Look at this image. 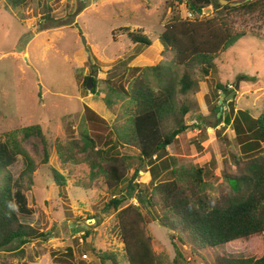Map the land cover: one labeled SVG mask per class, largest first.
I'll return each mask as SVG.
<instances>
[{
    "label": "rangeland",
    "instance_id": "obj_1",
    "mask_svg": "<svg viewBox=\"0 0 264 264\" xmlns=\"http://www.w3.org/2000/svg\"><path fill=\"white\" fill-rule=\"evenodd\" d=\"M190 13L185 4L170 0H31L19 8L0 3V136L6 140L12 131L40 124L50 151L49 162L44 163L43 139L19 135L37 163L32 182L26 179L22 188L28 208L25 216L46 235L26 244L22 259L16 256L17 243L13 250H0V263L7 258L28 264H103L93 248L124 252L119 211L108 204L126 185L114 192L103 176H92L91 162L99 161L97 149L81 150L85 145L82 133L91 132L87 108L107 122L109 129L103 132L116 143L117 133L128 126L131 104L111 87L127 86L139 73L137 68L168 66L173 55L163 51L159 34L167 22L175 17L185 20ZM232 20L235 32L247 34L220 55L218 69L206 74L196 67L192 77L198 86L187 92L177 85V102L190 107L188 122L201 126L168 148V156L177 159L175 168H203L206 191L211 195L227 190L224 171H235L234 156H243L239 135L228 122L238 116V110H249L257 118L264 108V14L236 12ZM124 29L142 30L152 45L141 48ZM178 73L182 76L184 68ZM87 77L96 78V86L91 82L89 88ZM151 79L158 88V78L152 74ZM218 85L232 89L227 92L233 95L230 100L224 101ZM94 87L97 93H91ZM56 143L74 147L78 151L75 160L63 162ZM115 151L132 157L129 177L140 169L134 180L135 196L139 192L148 195L157 183L174 179L170 161L154 159L142 164L139 152L129 145H117ZM24 167L20 157L11 168L16 180ZM52 169L67 177L66 186L57 185ZM129 204L140 206L151 245L164 264H174L176 247L187 264H206L189 244L159 223V209L140 204L137 198L127 199L123 206ZM257 242L264 245V234ZM255 244V239L237 240L201 250L212 260L221 253L250 256Z\"/></svg>",
    "mask_w": 264,
    "mask_h": 264
},
{
    "label": "trees",
    "instance_id": "obj_2",
    "mask_svg": "<svg viewBox=\"0 0 264 264\" xmlns=\"http://www.w3.org/2000/svg\"><path fill=\"white\" fill-rule=\"evenodd\" d=\"M31 0H0L5 7L19 8L29 4ZM172 4H185L194 15L193 18L180 20L175 17L167 22L159 34V41L164 52H171L172 61L168 66L155 65L137 68L139 73L127 86L111 87L114 93L127 99L131 104L128 116V126L117 133L116 143L109 139L103 131L109 126L93 110L87 108V121L90 134L82 133L84 148L97 149L99 161L91 162L92 176H103L110 190L118 191L126 185L125 191L114 195L108 204L117 213L120 235L124 241V252L114 250H96L93 252L103 264H164L161 255L154 251L146 227V219L140 206L129 204L123 206L127 199L137 198L140 204L159 209V223L172 232L181 242L189 244L194 253L198 254L206 264H264V245L258 239L264 234V108L257 118L250 115L249 110H238V116L233 117L228 124H233L242 144L243 156H234L236 170L224 171L228 181L227 190L218 195L206 191L204 170L200 167L177 169L175 157L168 156V148L181 135L191 129L199 128L198 123H190L187 114L190 107L177 102V85L187 92L198 86L192 73L196 67L208 74L216 71L217 59L221 54L233 47L245 32H235L233 14H264V0H226L220 5V0H170ZM232 3H240L237 6ZM212 7V14H204V10ZM199 10L202 12L199 13ZM126 30L131 41L138 46H151V38L142 30ZM179 68H184L182 76ZM158 78V88L152 86L151 75ZM92 79L96 86L97 79ZM155 80V81H156ZM224 91V101L227 100L229 87L218 85ZM91 93H97L96 87ZM108 102V100H107ZM234 103V101L230 102ZM110 105V103L108 102ZM25 138L40 136L45 142L44 163L49 162L50 151L48 138L42 125H31L12 131L6 140L0 136V250H13L17 243L20 250L16 256L22 259L25 255L23 247L31 241L45 237L32 225L27 214V199L22 191L25 180L32 182V176L37 169V163L24 147L19 135ZM104 144V148L98 147ZM117 145H129L138 152L141 163L152 162L154 159L170 161L173 165L174 179L159 182L148 195L139 192L135 196V169L132 177L128 176L131 156H119ZM63 162L75 160L78 151L74 147H65L56 143ZM24 161V169L16 180L11 171L19 158ZM141 164V165H142ZM52 176L57 185L66 186L67 177L57 169H52ZM127 181V184L123 182ZM21 185V186H20ZM17 190L13 191V187ZM130 192V197L126 193ZM151 213V212H150ZM88 236L91 234L87 232ZM255 239V247L250 256L218 254L213 260L208 258L201 249H214L237 240L251 241ZM15 249V248H14ZM0 264H28L4 259ZM174 264H187L184 255L176 247Z\"/></svg>",
    "mask_w": 264,
    "mask_h": 264
},
{
    "label": "water",
    "instance_id": "obj_3",
    "mask_svg": "<svg viewBox=\"0 0 264 264\" xmlns=\"http://www.w3.org/2000/svg\"><path fill=\"white\" fill-rule=\"evenodd\" d=\"M225 4H227V1L226 0H220V5L222 6V5H225ZM240 3H232V5H234V6H237V5H239ZM212 11V7H208L207 9H205L204 10V13L206 14V15H208L210 12ZM202 11L201 10H199V13H201ZM83 42H84V45H86V43H87V41H86V38L85 37H83ZM89 50V49H88ZM92 82V80H91V78H90V80H89V82H88V84H87V86L90 88V83ZM239 88V84H237V86H236V89H238ZM232 96L233 95H229L228 96V98H227V100H230L231 98H232Z\"/></svg>",
    "mask_w": 264,
    "mask_h": 264
},
{
    "label": "built area",
    "instance_id": "obj_4",
    "mask_svg": "<svg viewBox=\"0 0 264 264\" xmlns=\"http://www.w3.org/2000/svg\"><path fill=\"white\" fill-rule=\"evenodd\" d=\"M190 16L193 17L192 13H190Z\"/></svg>",
    "mask_w": 264,
    "mask_h": 264
},
{
    "label": "clouds",
    "instance_id": "obj_5",
    "mask_svg": "<svg viewBox=\"0 0 264 264\" xmlns=\"http://www.w3.org/2000/svg\"><path fill=\"white\" fill-rule=\"evenodd\" d=\"M193 15V14H192ZM193 17H194V15H193ZM193 17H190V18H193Z\"/></svg>",
    "mask_w": 264,
    "mask_h": 264
}]
</instances>
